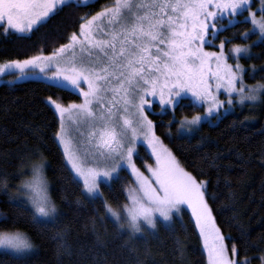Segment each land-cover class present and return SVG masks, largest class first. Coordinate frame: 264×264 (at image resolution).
<instances>
[{
	"label": "snow or ice",
	"instance_id": "obj_1",
	"mask_svg": "<svg viewBox=\"0 0 264 264\" xmlns=\"http://www.w3.org/2000/svg\"><path fill=\"white\" fill-rule=\"evenodd\" d=\"M87 3L0 0V32L39 31L65 7ZM237 24H251V28L239 32L242 40L256 35L264 42V0H258L255 11L253 0H111L95 14L79 17L77 29L51 54L0 65V75L7 69H16L22 75L43 74L55 87L82 98L79 103L65 102L60 96L45 98L56 118L53 136L62 148L72 181L91 201L101 202L103 213L97 209L100 222L110 218L117 233L126 236V244L139 234L145 240V256L151 255L148 236L159 239L162 228L174 236V250L184 259L185 244L175 235V218L187 208L202 238L207 264H252L253 259L264 264V248L249 257L240 254L231 236L227 239L233 242L226 243L209 203L216 194L208 191V181L198 179L182 165L156 135V124L149 118V113L155 114L154 105L158 106L161 114H172L167 122L169 136L174 122L177 134H191L203 121L211 122L213 115L218 120L222 112L237 105L264 100V81L249 84L245 80L246 72L254 78L256 66L246 69L240 63L242 58L251 59V45L233 43L232 36L220 38L221 32ZM226 42L230 45L227 51ZM215 47L219 51L210 50ZM25 69L30 71L25 73ZM185 101L204 108V113L182 114L177 119L176 110L183 113ZM138 143H146L155 160L154 165L144 162L145 171L134 160V156L139 157ZM45 161L39 149L21 156L17 185L0 174V192L20 208L30 204L29 214L36 224L49 220L55 223L61 214L48 191ZM25 168L31 172L30 177L25 178ZM121 172L133 179L122 188L124 200L114 207L100 185L111 187L121 178ZM90 222L95 233L97 217H90ZM67 230L65 226L53 237L58 254L61 250L71 254L64 239ZM96 236L100 240L99 233ZM245 245L247 252V241ZM0 249L23 259L33 251L34 244L19 230L0 231ZM136 264H143L139 254Z\"/></svg>",
	"mask_w": 264,
	"mask_h": 264
},
{
	"label": "trees",
	"instance_id": "obj_2",
	"mask_svg": "<svg viewBox=\"0 0 264 264\" xmlns=\"http://www.w3.org/2000/svg\"><path fill=\"white\" fill-rule=\"evenodd\" d=\"M109 3L111 0H94L86 6L65 7L39 31L32 33L0 32V63L51 53L67 42V35L77 29L79 17L94 14ZM248 28L251 24H237L221 32L220 38L232 36L233 43L251 45V59L242 58L241 64L246 69L256 66L254 78L250 72L245 74L246 82L254 84L264 81V42L258 41L256 35L242 40L239 32ZM227 46L230 47L228 43ZM48 96H60L65 102L81 99L37 75L24 76L13 85H0V153L4 154L0 156V174L7 175L11 185L19 184L20 157L34 154L39 149L46 156L52 198L61 213L55 223L42 221L36 224L31 220L29 207L20 208L17 202L9 201L7 195L0 192V214H3L0 231L19 230L26 233L35 246L34 253L23 259L0 253V264H136L137 254L143 264H207L201 237L187 211L182 218H176L175 225V235L185 244L183 260L174 250V236L162 228L159 239L148 236L147 247L151 255L145 256L143 238L138 235L126 244V236L117 233L111 219L105 217L104 222H100L97 209L103 213L101 202L91 201L72 181L62 150L55 141L56 118L45 104ZM185 103L183 113L176 110L177 119L182 114L191 116L200 111L187 101ZM253 108L250 104L236 107L215 124L202 123L192 136L177 134L175 122L171 126L172 135H168L167 122L172 119L171 112L154 116L160 139L188 171L198 179L207 180L208 191L216 194L209 203L226 242H233L227 239L231 236L240 254L249 257L264 248V100ZM140 153L151 162L143 148ZM33 158L36 157L33 155ZM138 164L142 167L140 161ZM24 173L25 178L29 176V169L25 168ZM131 179L124 172L111 187L102 186L104 197L114 207L124 200L122 188ZM94 216L97 217L95 233L90 222V217ZM65 226L68 230L64 239L71 254L64 250L58 254L57 241L53 237ZM129 248L135 251H129ZM258 263L259 260L253 259L252 264Z\"/></svg>",
	"mask_w": 264,
	"mask_h": 264
},
{
	"label": "rangeland",
	"instance_id": "obj_3",
	"mask_svg": "<svg viewBox=\"0 0 264 264\" xmlns=\"http://www.w3.org/2000/svg\"><path fill=\"white\" fill-rule=\"evenodd\" d=\"M91 1H94V0H88V2H91ZM110 4V3H109ZM108 5V4H107ZM258 7V0H253V11H255L256 10V8ZM100 11V10H99ZM95 14V13H94ZM245 15H247V13H245ZM260 15V13L259 12H257V16H259ZM224 23H227V21H224ZM19 34H28V33H19ZM216 45H218L219 44V40H216L215 42H214ZM206 48L208 47L207 45L205 46ZM228 46H227V43L225 44V51H227L228 50ZM210 50H214V51H219V48L218 47H215V48H212V49H210ZM49 54H51V53H49ZM49 54H40V55H49ZM251 54H252V49H251ZM24 60V59H23ZM242 60V59H241ZM8 61H5V62H3V63H0V65H2V64H6ZM230 62H234V61H231L230 60ZM240 63H241V61H240ZM30 70L29 69H25V73H28ZM35 72L36 73H39V69H36L35 70ZM37 76H41V77H43L44 78V76H43V74H36ZM24 76H33V75H22L18 70H16V69H7L6 70V74H3V75H0V85H2V84H11V85H13V84H15V83H17V82H19L21 79H23L24 78ZM16 77H20L19 79H16ZM45 79V78H44ZM46 80V79H45ZM46 81H48V80H46ZM49 82V81H48ZM189 98H191V96H190V94H189ZM221 99H224L225 97L223 96V95H221V97H220ZM82 99V98H81ZM81 99L79 100V101H77V103H79L80 101H81ZM76 102V101H75ZM248 103H246L245 105H247ZM257 104H258V102H257ZM257 104L255 103V104H251L250 106H252V107H257ZM154 107H155V114H152V113H149V118L150 119H152L154 122H155V124H156V121H155V119H154V116L155 115H158V116H160V115H164V114H166V113H164V114H161L160 112H159V107L158 106H155L154 105ZM196 107V106H195ZM236 107H240V105H237V106H235L232 110H230L229 112H227V113H223L222 112V114H221V116H220V118L218 119V120H216L215 119V116L213 115V117H211L210 118V120H211V122H209L208 120H206V121H203L202 123H205V122H207V123H209V124H215V123H217L223 116H225V115H227L228 113H230V112H232V111H234L235 109H236ZM198 108H200V111H198V112H195V114L196 113H200V114H203L204 113V108H202V107H198ZM253 108V109H254ZM222 111V110H221ZM201 123V124H202ZM196 132V131H195ZM195 132H193V133H191V134H180V135H185V136H192V135H194L195 134ZM156 135H157V133H156ZM158 136V135H157ZM164 143V142H163ZM166 145V144H165ZM60 148H61V146H60ZM144 149L147 153H148V155L150 156V160H151V162H148V161H146L145 160V158H144V156L143 155H141V153H140V151H141V149ZM61 150H62V148H61ZM137 152L139 153V157H136V156H134V160H135V162H136V164H137V167H139V168H141V170L142 171H145V169H144V162L146 161L148 164H153L154 165V163H155V160H154V157L152 156V153H151V149L148 147V145L146 144V143H138L137 144ZM138 161H140L141 163H142V167H140L139 166V164H138ZM43 172H44V176L46 177V179H47V181H48V191H49V193H50V195L52 196V194H51V183H50V181H49V179H48V176H47V168H46V163H45V167H44V170H43ZM124 174V172H121V177H122V175ZM145 174L147 175V172H145ZM31 176V172H30V175L29 176H27V177H30ZM26 177V178H27ZM132 178V177H131ZM133 179V178H132ZM132 179H131V181H130V183L132 182ZM112 184H113V182H112ZM111 184V185H112ZM129 184V183H128ZM103 185H106V184H101L100 185V187H101V190H102V186ZM22 199H26V197H22ZM27 207H29L30 209H31V205L29 204V205H27ZM185 211H187L190 215H191V210L190 209H187V208H185V209H183L182 211H181V213H180V217H178L177 219H180V218H182V215H183V213L185 212ZM192 217V216H191ZM110 219V218H109ZM176 219V218H175ZM192 219H193V221H194V218L192 217ZM44 222H52V221H44ZM195 223V222H194ZM197 230H198V228H197ZM198 232H199V230H198ZM139 235V234H138ZM201 241H202V238H201ZM227 243V242H226ZM202 247H203V242H202ZM204 250V249H203ZM34 251H35V246H34V249H33V251L29 254V255H31L32 253H34ZM9 253V254H11L10 252H8V251H5V250H3V249H0V253ZM205 252V251H204ZM205 254H206V252H205ZM13 255V254H12ZM206 257H207V254H206ZM259 264V263H258Z\"/></svg>",
	"mask_w": 264,
	"mask_h": 264
}]
</instances>
